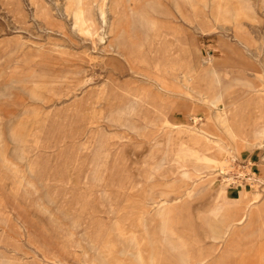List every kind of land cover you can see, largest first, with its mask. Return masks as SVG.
<instances>
[{
    "label": "rangeland",
    "instance_id": "374dc122",
    "mask_svg": "<svg viewBox=\"0 0 264 264\" xmlns=\"http://www.w3.org/2000/svg\"><path fill=\"white\" fill-rule=\"evenodd\" d=\"M263 113L264 0H0V264H264Z\"/></svg>",
    "mask_w": 264,
    "mask_h": 264
},
{
    "label": "bare ground",
    "instance_id": "6f19581e",
    "mask_svg": "<svg viewBox=\"0 0 264 264\" xmlns=\"http://www.w3.org/2000/svg\"><path fill=\"white\" fill-rule=\"evenodd\" d=\"M8 1V0H7ZM5 2V1H4ZM118 2V1H117ZM112 3V2H111ZM246 7V6H245ZM248 8V7H247ZM219 9V8H218ZM220 10V9H219ZM115 16V15H114ZM103 19V18H102ZM215 30V29H214ZM214 72V71H213ZM214 74V73H213ZM215 77V76H214ZM218 83V82H217ZM149 98H147L148 100ZM200 99V98H199ZM210 102L215 105V103L217 102V100H213L212 98L209 99ZM215 101V102H214ZM254 104V103H253ZM156 110V108H155ZM234 111V110H233ZM166 112V111H165ZM264 114V113H263ZM262 114V116H263ZM261 115V114H260ZM238 117V116H237ZM240 117V116H239ZM263 121V120H262ZM167 124L171 125L169 122H167ZM242 124V123H241ZM230 125V124H229ZM240 126V125H239ZM35 131V130H34ZM192 134V133H191ZM198 135V134H197ZM263 138V136H261ZM245 136H244V140H245ZM240 140V139H239ZM210 144H213V141L207 140ZM182 152H178V154L175 155V158L172 160H168L164 159L161 164H165L167 163L168 168L173 171L177 170L179 171L180 169H184V165L186 166H191L193 165L191 161H184L183 159V154H181ZM205 154V153H204ZM201 164V163H200ZM158 166V165H157ZM203 169V168H202ZM258 182L260 183H264V179H257ZM240 196V195H239ZM250 201L246 204L245 209L246 208H250L254 206V203H252L253 201H256L258 199H260V194H254L251 196V198H249ZM85 208V207H84ZM182 210V209H181ZM178 210H173L172 212H167L166 210L164 211V225H162V230L163 232H171V231H180V232H187L188 230H192V227L190 225V220L189 221H181L182 219L180 218V216L177 214ZM184 211V210H183ZM249 211V210H248ZM250 215H252V213H250ZM152 218V217H151ZM223 222V221H222ZM208 227H210V229H213V227L210 226V224H208ZM132 228V227H131ZM217 230V229H216ZM209 232V231H208ZM178 234V233H177ZM186 234V233H183ZM169 235V234H168ZM252 235V234H251ZM172 236V235H171ZM245 237V236H244ZM182 240V239H180ZM219 241V240H218ZM185 242V241H184ZM130 243L134 246H136V244L138 245L137 241L134 240H130ZM193 244V243H192ZM196 244V243H195ZM186 247V246H185ZM176 248V247H175ZM145 252V251H144ZM153 254V253H152ZM132 255V254H131ZM209 255V254H208ZM225 257V255L223 254V256L219 257L223 260V258ZM148 258V257H147ZM201 258V257H200ZM152 259H154V257H152ZM182 259V258H181ZM220 260V259H219ZM200 261V259H199ZM217 261V260H216ZM226 261V260H225ZM201 263V262H200ZM214 264V263H213ZM220 264V263H219Z\"/></svg>",
    "mask_w": 264,
    "mask_h": 264
},
{
    "label": "crops",
    "instance_id": "0c3cea01",
    "mask_svg": "<svg viewBox=\"0 0 264 264\" xmlns=\"http://www.w3.org/2000/svg\"><path fill=\"white\" fill-rule=\"evenodd\" d=\"M242 221H241V223H242ZM225 222H228V221L225 220ZM183 233H186V234H183ZM245 233H249V232L248 231L245 232V230H242V229L241 230L234 231V232H228V231H223V230H210L209 232L208 231H205V236H204L203 239H205V240L206 239H211V241H209V242L215 243V242H217L216 240H218V239H219V242H220L221 239L227 238L228 236L231 238L230 241H227L224 244L225 245V248H224L225 249V252H224L225 253L224 254L225 257L223 258V260L221 258H219L220 260L218 258H215L214 261L211 262L210 264H213V263L214 264H219V263L220 264H226L227 261L231 258V254H229L228 252H235V253H237L236 250H237V248L240 245V240H243L244 239ZM252 233H256V232H252ZM257 233H259V232H257ZM181 234L182 235H185V236H182L183 238H187V239H189V241H190L191 244L193 243L192 244V247L197 248V245H199L198 244V239H200V237L198 236V234H197L196 231H189L188 230L187 232H181ZM225 236H227V237H225ZM210 245H212V244L210 243ZM213 246H214V244L210 248H208V250L214 252L215 251V248ZM198 248H199V246H198ZM207 251H204V252L205 253H208ZM206 255L207 254H205V256ZM193 259H194V261H198L201 258H199V255H198L197 257H194ZM203 262H205V264H208L209 263V261H204V260H203ZM240 264H242V262Z\"/></svg>",
    "mask_w": 264,
    "mask_h": 264
}]
</instances>
